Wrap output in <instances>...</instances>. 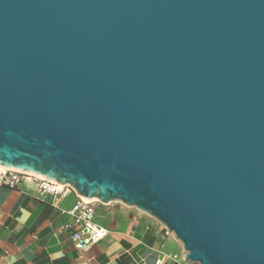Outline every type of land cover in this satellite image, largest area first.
I'll list each match as a JSON object with an SVG mask.
<instances>
[{"label": "water", "instance_id": "1", "mask_svg": "<svg viewBox=\"0 0 264 264\" xmlns=\"http://www.w3.org/2000/svg\"><path fill=\"white\" fill-rule=\"evenodd\" d=\"M0 166L264 264V0H0Z\"/></svg>", "mask_w": 264, "mask_h": 264}, {"label": "crops", "instance_id": "2", "mask_svg": "<svg viewBox=\"0 0 264 264\" xmlns=\"http://www.w3.org/2000/svg\"><path fill=\"white\" fill-rule=\"evenodd\" d=\"M78 201L74 192L39 197L28 185L0 187V264H195L160 221L121 202L94 201L93 223L108 234L78 249L70 213Z\"/></svg>", "mask_w": 264, "mask_h": 264}, {"label": "built area", "instance_id": "3", "mask_svg": "<svg viewBox=\"0 0 264 264\" xmlns=\"http://www.w3.org/2000/svg\"><path fill=\"white\" fill-rule=\"evenodd\" d=\"M22 185H28L33 190L34 195L39 197L47 195L60 197L67 192H74L78 196L79 201L70 212L76 226V229L72 232V239L78 249L87 248L108 234L107 230L98 228L93 223L95 203L97 202L86 201L68 184H63L62 187H59L58 182L26 172L5 169L0 166V187L19 189ZM72 226L65 225L64 228L71 229ZM158 264H161V261H158Z\"/></svg>", "mask_w": 264, "mask_h": 264}, {"label": "bare ground", "instance_id": "4", "mask_svg": "<svg viewBox=\"0 0 264 264\" xmlns=\"http://www.w3.org/2000/svg\"><path fill=\"white\" fill-rule=\"evenodd\" d=\"M2 168H5V169H8V168H6V167H3L2 166ZM59 184V187H62L63 186V184L62 183H58ZM86 201H99L98 199H88V198H84Z\"/></svg>", "mask_w": 264, "mask_h": 264}]
</instances>
